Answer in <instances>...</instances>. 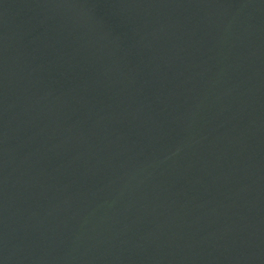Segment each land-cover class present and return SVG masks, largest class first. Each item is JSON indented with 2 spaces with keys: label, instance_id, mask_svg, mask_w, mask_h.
<instances>
[{
  "label": "water",
  "instance_id": "1",
  "mask_svg": "<svg viewBox=\"0 0 264 264\" xmlns=\"http://www.w3.org/2000/svg\"><path fill=\"white\" fill-rule=\"evenodd\" d=\"M0 264H264V0H0Z\"/></svg>",
  "mask_w": 264,
  "mask_h": 264
}]
</instances>
